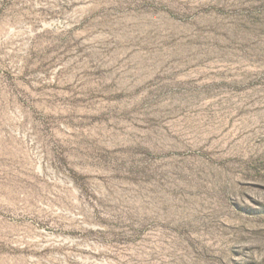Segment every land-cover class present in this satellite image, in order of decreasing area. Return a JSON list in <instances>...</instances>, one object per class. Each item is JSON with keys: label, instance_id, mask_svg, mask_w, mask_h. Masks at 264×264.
Listing matches in <instances>:
<instances>
[{"label": "rangeland", "instance_id": "1", "mask_svg": "<svg viewBox=\"0 0 264 264\" xmlns=\"http://www.w3.org/2000/svg\"><path fill=\"white\" fill-rule=\"evenodd\" d=\"M0 264H264V0H0Z\"/></svg>", "mask_w": 264, "mask_h": 264}]
</instances>
